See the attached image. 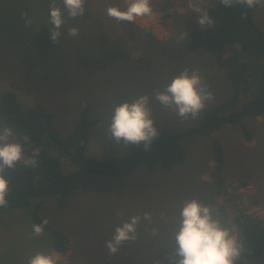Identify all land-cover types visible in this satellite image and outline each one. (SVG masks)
I'll return each mask as SVG.
<instances>
[{
  "label": "rangeland",
  "instance_id": "rangeland-1",
  "mask_svg": "<svg viewBox=\"0 0 264 264\" xmlns=\"http://www.w3.org/2000/svg\"><path fill=\"white\" fill-rule=\"evenodd\" d=\"M174 1L168 15L158 12L151 0L153 16L123 22L109 17L106 10L110 5L97 0L85 7L81 17L71 18L65 12L59 42H53L50 4L0 0V92L12 89L26 103L43 102L55 113L56 126L65 132L75 128L82 109L90 103L104 133L87 148L88 155L97 159L123 156L129 151L131 144H117L110 137L109 125L116 106L141 95L150 97L159 133L196 126L232 91L226 68H219L206 51L185 48L191 19L198 14L189 7V0ZM215 1L206 0L202 7L208 10ZM25 12L31 25H25ZM254 19L264 30V5L254 7ZM73 26L79 28V35L68 34ZM142 53L141 69H135ZM251 59L243 57V61ZM184 69L189 74L198 70L214 96L195 119L182 118L155 99V92L163 91ZM247 122L253 134L251 141H245L231 126L213 135L226 149L223 177L228 192L224 196L214 193L212 139L190 135L183 139L188 150L186 160L171 171H162L157 161L155 170L139 167L129 178L88 177L65 206L60 205V195L45 197L42 217L68 235L70 249L65 254L53 250L45 229L42 235L34 234L30 209L0 215V264H28L39 252L59 254L60 264H175L174 236L185 201L198 199L211 205L226 226L237 211L264 216V199L249 201L258 187L264 186V116ZM10 141L15 142L13 137ZM66 165V172L74 169ZM146 212L152 214L151 221L143 219ZM133 215L141 217L138 239L125 242L110 255L105 242ZM246 264H264V256Z\"/></svg>",
  "mask_w": 264,
  "mask_h": 264
},
{
  "label": "trees",
  "instance_id": "trees-1",
  "mask_svg": "<svg viewBox=\"0 0 264 264\" xmlns=\"http://www.w3.org/2000/svg\"><path fill=\"white\" fill-rule=\"evenodd\" d=\"M32 1L51 3V0ZM96 1L87 0L85 7L95 5ZM103 1L110 6L126 7L125 0ZM152 1L156 10L165 15L176 3L174 0ZM56 6L63 8L62 0H56ZM208 12L215 18V26L202 28L197 24L198 16L192 18L184 46L188 51L208 52L219 68H226L232 92L225 101L209 109L196 126L159 133L149 150H145L142 142L139 146L131 144L123 156L107 159L91 157L87 153L90 142L104 133L98 128L99 119L94 116V107L90 103L82 109L75 128L65 132L56 126L55 113L43 102L26 103L16 91L2 90L0 123L13 129L14 141L23 145L24 159L34 157L37 165L28 166L21 160L14 169L5 170L10 186L8 204L0 207V215L30 209L34 223L41 224L44 221L45 197L60 195V205L65 206L85 178H129L139 167L155 170L157 161L162 171H171L186 160L188 150L183 139L190 135L212 139L214 193L217 197L224 196L228 192L223 177L226 149L223 142L213 135L225 126H231L242 134L245 141H251L253 134L247 120L264 116V30L254 19V8L239 4L224 7L216 0L208 7ZM144 55L142 53L136 59L135 69H141ZM243 57L252 59L243 61ZM251 94H254L252 98ZM66 164L74 169L66 172ZM252 196L249 201L264 199V186H259ZM228 220L231 225L228 227L237 230L244 245L236 264H246L254 258L263 257L264 219L256 213L237 211ZM44 229L49 232L55 252L65 254L70 249L66 233L49 224L44 225Z\"/></svg>",
  "mask_w": 264,
  "mask_h": 264
},
{
  "label": "clouds",
  "instance_id": "clouds-1",
  "mask_svg": "<svg viewBox=\"0 0 264 264\" xmlns=\"http://www.w3.org/2000/svg\"><path fill=\"white\" fill-rule=\"evenodd\" d=\"M63 8L56 6V0H51L49 23L51 27L50 39L59 42L60 29L65 24V11L71 18L81 17L85 12L87 0H62ZM224 7L235 4L254 8L264 5V0H217ZM206 0H189V7L198 14L197 24L202 28L214 27L215 18L202 5ZM126 7L109 6L107 15L117 21L135 22L138 18L153 16L151 0H125ZM25 25H31L32 20L28 14L22 13ZM70 36L79 35L78 27L68 29ZM183 39V36L179 37ZM214 98L212 91L203 83L198 70L191 74L184 69L179 75L166 85L163 91L155 92V99L166 107H170L182 118L198 117L206 107V103ZM155 118L152 116L150 97L141 95L132 102H124L114 109L109 125L110 137L119 144L137 145L144 143L145 150H149L154 138L159 135L155 126ZM13 136L11 127H0V207L8 204L7 195L10 181L5 176L6 169H14L18 162L24 160L28 166L35 167L37 160L33 157L24 159L23 145L11 142ZM123 215V213H120ZM144 220L151 221L152 214L144 213ZM141 222L139 215H133L115 228L111 239L105 242V247L110 255H115L122 244L138 239V227ZM48 220L44 219L41 224L33 225V232L42 235L44 225ZM156 229H153L155 232ZM175 264H236L244 249L243 243L231 228L226 226L218 218L213 207L198 199H191L183 203L180 211L178 231L174 236ZM178 257V259H177ZM61 257L56 253L39 252L30 257L28 264H60Z\"/></svg>",
  "mask_w": 264,
  "mask_h": 264
},
{
  "label": "built area",
  "instance_id": "built-area-1",
  "mask_svg": "<svg viewBox=\"0 0 264 264\" xmlns=\"http://www.w3.org/2000/svg\"><path fill=\"white\" fill-rule=\"evenodd\" d=\"M253 213H256V212H253ZM256 214L264 219V216L261 213H256Z\"/></svg>",
  "mask_w": 264,
  "mask_h": 264
}]
</instances>
